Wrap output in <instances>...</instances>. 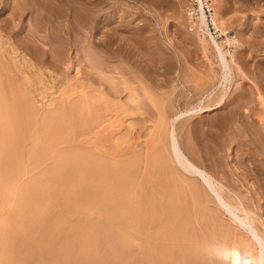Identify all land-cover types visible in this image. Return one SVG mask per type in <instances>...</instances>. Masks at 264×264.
Here are the masks:
<instances>
[{"label":"bare ground","instance_id":"6f19581e","mask_svg":"<svg viewBox=\"0 0 264 264\" xmlns=\"http://www.w3.org/2000/svg\"><path fill=\"white\" fill-rule=\"evenodd\" d=\"M24 1L18 11L19 15L28 8L36 9L37 5L44 6L43 9L48 12L52 10V7L64 9L66 6L67 9L73 10L74 20L82 27H87L91 37L87 41L90 45L92 44L91 57L86 58L90 68L87 78L90 79L91 85L103 83L99 79L102 64L107 62L106 59L109 61L114 57L120 60L118 49L122 46L128 54L133 56L136 54L135 48L139 45V36H136L138 29L134 30L131 36L128 34V40H134V43L126 42L122 38L125 41L124 44L119 43L121 39L118 35V37L115 36V28L110 30L112 27H108L109 31H103V35L97 34L102 33L101 27L104 26L102 21L107 16V13L101 14L104 0ZM196 1L198 9L187 8V14L191 17L189 25L205 57L209 60L211 69L208 73L213 74L217 79L216 82L211 81V86L209 85L205 92L195 99V105L185 103L188 105H185L186 107L182 110L171 113L169 118L167 110L166 115L159 114V118L162 121L168 119L166 122L168 124L167 144H169L167 149L170 151L168 156L171 155L179 171L187 173H184L185 176L193 177L199 185L196 181H188V177L181 176L182 178L178 179L177 174H172L174 171H171L170 166V173L173 175L170 174V176L174 177L172 183L171 181L168 183V180H164L165 177L159 174L156 176L157 173L154 177L151 174L153 167L157 163L162 166L160 162L164 164V161L161 155L151 156L149 160L151 168H148L151 171L147 169L149 173L145 175H148V178L152 176L153 179L158 177L159 180L157 179L158 183L156 181L152 183L151 180L153 188H150L148 184L150 192L147 193L148 190L144 189L143 192L147 190L148 196L140 195V193H134L131 188L136 166L133 160H120V158L110 160L111 158L101 157L91 151H80L78 148L63 146L78 133L74 134L79 125H73L75 128L72 126L73 115L78 116L84 111L87 112L89 116L88 114L86 116L90 119L87 123L84 120V126L88 125L86 128L89 129L99 121H96V118L104 117L102 115L105 112H109V115L114 114V110L110 108L112 103L108 96L117 98L119 101L122 93L126 91L130 101L138 100V85H135L138 70L123 71L125 68L119 67L121 77L124 74L127 75H124L122 79L123 84L119 81L121 83L119 85L115 80L116 83L110 82L111 85L107 88L103 83L102 88H97L100 87L97 85L89 95L84 92L86 88L82 86L81 88L85 89L79 91L81 96L79 95L77 100L69 104L64 103L52 111L42 110V113L39 112L41 114L37 113L38 109H34L33 105V107L29 105V100L25 105L20 102L26 95L21 93L23 89L21 90L19 83L6 77L5 69L4 77L0 74V264H106L105 261L108 258L114 259L116 264H264V219L262 217L264 206L258 203L256 208L262 211L260 212L256 211L254 205L255 200L264 198V68L258 66L259 75H255L258 79L248 76L242 60L245 57L248 58L247 54L253 55L252 51L248 49L249 52L244 55L239 50L238 37L226 33L222 12L217 10L214 0ZM204 5L212 10L210 24L214 29L213 35L205 17ZM67 11H63L66 18L69 14ZM55 12L53 8V16ZM59 15L63 14L59 13ZM110 15H112L111 12ZM40 19H36L37 27ZM221 35L224 37L218 39ZM47 37L49 44H54L56 36L47 34ZM252 37L255 40V36L250 35L249 48L255 51L254 49L261 47L262 41L255 42ZM113 41L116 44L118 41V47L113 48L114 50L110 49ZM227 46L228 48H225ZM54 48L55 45L49 49L53 52ZM252 58L255 57L252 56ZM116 68H113V72L117 71ZM95 72L98 76L94 75ZM236 75L239 77L237 78ZM244 79L248 80V86H245ZM217 82L220 84L215 90L214 86ZM233 85H235L234 88ZM89 86L87 85V88L92 89L93 86ZM229 87L234 93L230 92L232 95L229 101L230 108L223 113L224 115L222 114L223 116L221 115L220 124L230 128V145L234 144L236 147L240 165L234 164V168L233 164L230 165L232 176L229 175L230 186H227L207 168L200 166L194 157H191L183 149L184 147L182 148L177 136L176 123L182 120L179 118L180 115H187L192 109L194 113H197L198 107L206 112L221 108L227 101L223 99L224 91ZM184 93H176L174 100L177 95L187 99L188 95ZM23 101H25L24 98ZM171 101L169 102L173 103ZM121 106L117 104L115 108V110L118 108L121 114H131L130 112L134 110V107L130 109ZM118 111H116L117 114H119ZM77 118V122L80 121V118ZM174 119H176L175 122H173ZM210 122L206 126L207 129H211L213 125V123L210 125ZM79 124L82 125L80 122ZM203 126L198 128L204 131ZM246 159L247 161L249 159L248 163H251V166L243 164ZM165 165L167 166V163ZM240 166L241 170L238 168ZM236 169L239 171L235 172ZM194 173H197L198 177H195ZM240 176L243 179L253 180L247 189L243 190L244 186L236 183ZM141 179L143 180L142 177ZM179 185H182L184 189L177 187ZM208 194L216 204L215 209L218 208L217 211L230 219V225L220 224L221 228L217 230L214 228L217 227L216 212L211 214L209 221L198 214L200 210L208 207L209 203L206 201L211 198ZM259 202L261 203L262 200ZM79 213L87 214L88 218L85 215L87 220L83 219L85 217L82 220L77 219ZM102 244L103 249L100 248ZM130 248H132L131 252ZM100 256L101 258H98Z\"/></svg>","mask_w":264,"mask_h":264},{"label":"rangeland","instance_id":"374dc122","mask_svg":"<svg viewBox=\"0 0 264 264\" xmlns=\"http://www.w3.org/2000/svg\"><path fill=\"white\" fill-rule=\"evenodd\" d=\"M24 2V0H0L1 77H4V73L7 71L6 77L8 76L9 79L11 78L10 80L14 79L13 81L17 84L19 83L18 85L22 87L21 90L23 89L21 93H23V95H26L21 98L22 100L20 102L24 103L25 105L28 103L27 100H29V105H31V107L34 106V109H38V114H41L42 110H47V112L48 110L52 111L58 106L64 105V103L69 104V102L71 103L73 100H77V97H79V95L81 94L79 93V91L84 90L85 88L87 91L84 90V92H87V94L89 95L93 88L97 87L98 83H96L97 85H91L92 83L89 82L90 79L87 78L88 73L90 72L87 59L91 57L92 54V52H90L92 44L90 45V43L87 41L88 38H91L89 37L87 27H82L81 25H79V23L74 20L73 10L71 11V9H67L66 6L64 8L65 10L62 8L58 9L52 7V10L48 12L47 10L45 11V9H43L44 6L41 7V5H37L38 7L36 9L33 10L28 8L27 11L23 10L24 13L22 12V14L19 15L18 11H20V7ZM104 2L105 3H103L102 9L103 11H101V14L104 15V13H107V16L102 21V24L104 25L102 26L104 29L101 27L102 33L100 32L97 34L103 35V31H109L108 29L112 27L110 30L115 28V36L118 35L120 39L122 38L126 42L129 41L134 43V40H132L131 37L130 38L132 41L128 40L129 35L131 36V33L134 30L138 29L136 36H139V45L135 48L136 52H134L136 54L134 56L125 52L123 50L124 46H122L120 49H118L119 57L121 56L120 60L118 59V57H114V59L112 58L109 61L108 59H106L107 62L105 61L106 63H103V67H101L100 74L103 76L101 77L100 75L99 79L103 83H105V87L108 88V86L110 87L111 85L110 82L116 83L117 81V83L121 85V83L123 82L122 79L127 76L124 74L125 76L123 75L121 77L118 71L120 68H125L124 70L122 69L123 71H125L126 69H129L130 71L132 70V72L133 70H138L136 71L138 74V76L136 75L138 80L136 79L137 84H135L136 86L138 85V100L136 102L130 101L126 94V91L122 93V97L119 101L117 98L108 96V99L111 100L112 103L110 108L114 110V114L111 115L110 113L109 115V112H105L104 115H102L104 117L100 116L102 118H96V121H99L97 122V124L94 121V126L92 125V127H90L89 129H87L88 125L84 126V120L87 123V121L90 119V117L88 118L86 116L88 114L87 112L84 111L85 113L83 112V114H81L82 117L81 115H73L72 126H76V124L77 126L79 125V127L75 129L74 134H76V132L78 133L77 135H73L70 141H67L68 143L63 144V146L74 147L76 149L78 148V150L80 151H91L92 153L101 157L106 156L104 158H111L110 160H119V158L120 160H133V163L136 164V166L134 167V173L136 175H134V173L132 172L133 180L131 188L134 193H140V195L145 194L148 196L147 193L150 192L149 189L153 188L151 180L152 183H155V181L156 183H158L159 180L158 177H156V179H153L152 176L149 177L151 178L149 180L148 175H145L146 173H149L148 170L151 171V169H148L151 168V166L149 165L151 156L156 157L158 155H161L163 157L164 164L167 163V166L165 165L166 168L168 167L166 169L164 164H161V162L158 161L162 166H159L157 163L158 166H154L156 167L155 171H153V167L152 172L154 174L150 172L153 176L157 173L156 176L160 175L161 177H165L164 180H168V183L169 181H171L172 183L174 178H172V174H177L176 176L178 177V179H181L182 177H188V181H196L197 185H199L197 180H195L193 177L191 178L189 176H185V174L187 173L179 171L176 164L172 160L171 155L168 156L170 154L169 149H167L169 147V144H167L168 136L166 132L168 125L166 122L168 121V119H166V121H162L159 118V114L164 116L166 115V110L168 111L167 116L169 118L171 113L173 114L178 110H182V108L188 105H186L185 103H191L190 105H195V99L197 97H200L205 92V89L211 84V81L216 82L217 79L216 76L208 73L211 69L209 67V60L205 57L203 49L197 41L194 31L189 25L191 24V17H189V14H187V8L190 9L191 7H193L198 9L197 7L199 6L197 1L104 0ZM214 3L217 10H220V13L222 12L221 16L223 15L224 18L222 20L223 22H225L223 27L226 29V33L228 35H236L238 37L240 46L239 50H241L244 55L247 54L246 52L252 51L251 54L253 55L247 54L246 56L248 58H243L244 60L242 61L244 62H242V65H245L247 67L246 68L243 66L248 76L258 79V76L255 77V75H259V67L264 68V66H262V64L264 65V52H262V50L264 51V0H214ZM56 4L58 3L56 2ZM53 8L54 11L56 10L57 12H55L54 16L52 14ZM63 11H67V13H69L67 15V18ZM58 12L63 15L60 16ZM110 12L112 13V15H110ZM205 14L206 16H209L208 12H206ZM50 18L52 21L50 20ZM36 19H40V21L38 20V27L35 23ZM42 20L46 22L47 25H45L46 23H44ZM207 20H209V18H207ZM69 21H71L72 23H68ZM39 22L42 24H40ZM67 24H71L72 26ZM74 28L75 30H73ZM211 28L209 29L210 31ZM213 31H211L212 35L214 34ZM53 33H56V35H54ZM85 33L87 34V36ZM32 34L33 36H31ZM47 34L56 36V41L53 42L54 44H49ZM252 34L253 36H255V40L252 37L253 41H262L261 47L254 49L255 51L249 48V37ZM222 37H224V35L218 36V39H221ZM122 39L119 41V43L124 44L125 41H123ZM87 42L89 45L87 44ZM54 45L55 50L51 52L49 48L54 47ZM23 46L25 47L23 48ZM116 47H118V41L117 44L113 41L110 49L114 50L113 48ZM225 48H228V46ZM49 51L52 54H50ZM215 52H217L216 49ZM149 56L151 57V59ZM252 56L255 58H252ZM259 59L262 60L260 61ZM246 60L248 62H246ZM137 61L140 63H138ZM255 65L256 68H254ZM115 66H117V68ZM113 68H116L117 71L113 72ZM4 69L5 72L3 71ZM84 75L86 76L84 77ZM94 75L98 76L96 75V72L94 73ZM104 76L108 77H105V79H103ZM236 77L238 78L239 75H236ZM84 78L86 80H84ZM108 78H110L111 80ZM243 81L245 86H248V80L244 79ZM81 83H84L86 85L84 86V84ZM103 83L99 84L98 86L100 87L97 88H102L101 85H103ZM219 84L220 82H217V84H215V90L217 89L216 87ZM87 85H90L89 87L93 86L91 87L92 89H88ZM82 86L85 88L82 89ZM234 87L235 85H233V88ZM182 92H185L184 94L188 95L187 99H183V97L181 98V96L178 97L179 95H177V98L174 100L173 97L175 96V94ZM230 92L231 94L234 93V91H230L229 87L224 91L223 94V99H227L228 102L230 101V97L232 96ZM23 98L25 99V101H23ZM114 101L117 103L114 104ZM169 101L176 103L173 104ZM227 101L225 102L226 105L224 104L221 108L212 110L211 112L202 111V109H199L198 107L196 108L198 109L197 113H194V110L192 109V111L190 110L187 115H180L179 118H182V120L178 121L180 123H176V130L179 141L181 142L180 144H182V148L184 147L183 149L186 150V152L191 157H194V159L200 166L207 168L214 174L216 178L221 180L223 184L230 186L229 175L232 176L230 165L233 164L232 167L234 166V164L235 166H239L240 163L238 161L239 156L236 154V147L234 146V144L230 145V128H228V126L225 127L220 124V122L222 121V116L224 115L223 113H226L230 108V102L228 103ZM117 104L119 107L120 105H122L121 107L124 106L130 109L134 107V110L130 112L131 114H121L119 113L118 108L115 110ZM138 106L139 108H137ZM176 107L177 109H175ZM116 111H118L119 114H117ZM77 117L80 118V121L78 120V122ZM199 120L201 122H199ZM175 121L176 119L173 120V122ZM79 122L82 123V125L79 124ZM209 122L210 125L211 123H213V125H211V129L206 128L207 124L209 125ZM201 124H203L204 126ZM75 126L73 127L75 128ZM83 126L85 129L83 128ZM199 126H203L206 131L204 130V132L202 129L198 128ZM143 159L146 161H144ZM248 161L246 159L244 161L245 163L243 162V164H248L249 166H251V163H248ZM169 166L171 167V171H174L172 174L170 173ZM238 168H240L241 170L242 167L240 166ZM234 171L238 172L239 169H236ZM160 173L163 175H161ZM170 174L172 176H170ZM193 175L195 177H198L197 173H194ZM141 177L143 178V180L141 179ZM21 178L23 179L24 177ZM189 178L191 179L189 180ZM240 178L242 177L240 176ZM240 178L237 179L238 181L236 183L242 184L244 186L243 190L245 188L247 189L251 181H253L251 178H248L249 180ZM141 184L143 187L141 186ZM148 184L149 187L151 186L150 188L148 187ZM181 186L182 185H179L177 187ZM144 189H147L148 191L145 190L144 193ZM208 197L210 198L211 196L209 195ZM263 199H261V203L259 202L261 200L254 201L256 211L258 210L256 207H258L259 204H262L264 206ZM206 203H209L207 204V209L205 208L198 212L201 217H204L209 221V217L211 216V214H214L216 212L215 215L217 216V227L214 228H221L222 224L230 225V219L226 215H222V213L217 211V206V209H215L214 206L216 204L215 202H213L212 197L210 198V200H207ZM258 211L262 212L261 210ZM217 214L220 215L218 216ZM85 215L88 218L87 214L79 213L77 215V219L82 220ZM86 217L83 219L87 220ZM262 217L264 219V209ZM102 246L104 245L102 244L100 248L103 249ZM102 249L100 250L104 251ZM130 249L131 250L129 251L131 252L132 248ZM98 258H101V256ZM109 260H111V262ZM105 263L116 264L115 260L111 258H108Z\"/></svg>","mask_w":264,"mask_h":264},{"label":"built area","instance_id":"2783aa9c","mask_svg":"<svg viewBox=\"0 0 264 264\" xmlns=\"http://www.w3.org/2000/svg\"><path fill=\"white\" fill-rule=\"evenodd\" d=\"M206 12H208L209 16H206V14H205V17L209 18V20H207V18H206V20L209 23V28H211L212 27V25L210 24V12H211V10H210V8H208L204 5V13H206ZM211 31H213V28H211Z\"/></svg>","mask_w":264,"mask_h":264}]
</instances>
